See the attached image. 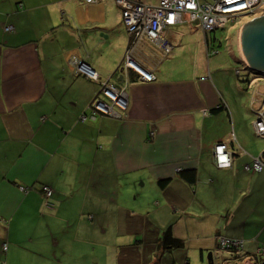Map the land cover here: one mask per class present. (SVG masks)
Returning <instances> with one entry per match:
<instances>
[{"label":"crops","instance_id":"0c3cea01","mask_svg":"<svg viewBox=\"0 0 264 264\" xmlns=\"http://www.w3.org/2000/svg\"><path fill=\"white\" fill-rule=\"evenodd\" d=\"M160 39L135 50L156 76L145 82L125 70L133 39L114 0H0V262L209 264L218 236L257 255L264 169L246 168L264 160L259 85L242 81L251 70L240 45L247 70L238 75L232 59L213 58L198 25ZM73 57L100 80L76 74ZM108 81L126 91L128 108L92 117ZM218 144L232 152L230 168L216 166ZM168 227L184 247L161 253Z\"/></svg>","mask_w":264,"mask_h":264},{"label":"built area","instance_id":"2783aa9c","mask_svg":"<svg viewBox=\"0 0 264 264\" xmlns=\"http://www.w3.org/2000/svg\"><path fill=\"white\" fill-rule=\"evenodd\" d=\"M97 1L99 0H86L88 3H95ZM114 1L121 8L123 24L133 39L132 47L126 54L125 70L137 72L145 82L155 81L156 76L154 73L143 69L134 58L135 50L143 42L159 43L162 40L160 38L167 29L178 25L195 24L205 34H208L215 29L225 28L230 20L237 21L247 15H254L255 17L252 19H256L264 15V0H159L155 5H148L136 0ZM5 31L13 32L14 27L9 25L5 27ZM161 46L164 50V57L168 56L171 52V46L165 41H162ZM71 63L76 74L84 75L93 81L100 80L97 73L84 64L80 58L73 57ZM101 84L99 94L102 98L97 97L93 103L92 117L100 113L113 117L120 116V112L126 111L129 104L126 91L109 81ZM262 87L264 88V85ZM262 97L264 101V92L262 93ZM82 119L85 120L86 118L82 117ZM254 126L257 135L264 137V105L258 111ZM214 156L216 166L219 169L231 167L233 154L226 144L216 145ZM222 157H226V159H222ZM246 169L248 171L260 172L264 169V160L260 156L254 159L253 166H248ZM43 190L47 198L53 195L50 188L44 187ZM47 205L49 204L47 203ZM221 240L228 247H235L234 249L243 252V254L245 253L244 240L232 238H221ZM6 250L7 244L4 245V251ZM257 252L263 256L264 245L260 246ZM245 257L248 259L252 258L256 264H262L251 256L245 255Z\"/></svg>","mask_w":264,"mask_h":264},{"label":"rangeland","instance_id":"374dc122","mask_svg":"<svg viewBox=\"0 0 264 264\" xmlns=\"http://www.w3.org/2000/svg\"><path fill=\"white\" fill-rule=\"evenodd\" d=\"M254 17H255L254 15H248V16L242 17L241 19H239L237 21L230 20L225 28L215 29V30L209 32L208 34H205L204 31L200 28L202 33L204 35L208 36L209 52L213 53L212 56H215L213 58L225 56V58L228 62L227 63L228 67L232 64V61H231V59H232L233 60L232 67L235 69V67L238 65V68H236V72L238 73V75L243 73V71L247 70L245 68V66L240 62L241 54L239 52V41H240L241 30L246 23L253 21L254 19H252V18H254ZM193 36L196 40L198 39V36H196V35H193ZM242 56H243V54H242ZM241 61H244V59ZM234 69H233V72H234ZM247 72H250L251 77L254 80L255 84L259 85L258 90L263 93L264 88L262 86L264 85L263 84L264 75L260 74V73H258L259 75H254V73H256V72L253 70L247 71ZM251 82H253V81H251ZM260 100H261L262 105H264V101L262 100V96H261ZM102 114L107 115L104 113H102ZM132 194L137 195V200L135 202H133V203H135L134 205H136L138 207L142 206L143 201L138 196L137 191L133 192ZM144 205H145V203H144ZM221 238L227 239L228 237H225V236H218L217 237L218 251L215 253L212 252L214 264H238V263H243V264L254 263V264H256V262L253 261L252 258L248 259L245 256L239 257L243 254V252H240V251L234 249L235 247H232V246L228 247L225 243L222 242V240L220 241ZM244 247H245V241H244ZM122 249L124 251L129 250L128 247H124ZM219 252H220V254H218ZM123 255H125V253H123ZM216 255L218 256V258L216 257ZM263 256H261L257 252V255H253V258L260 261L262 264H264V260H263L264 257ZM205 258L208 259L207 254H206ZM156 259H158V260H156L154 262V264H168L169 263L168 259L163 258V257H161V258L156 257ZM0 263L3 264L4 262H0Z\"/></svg>","mask_w":264,"mask_h":264},{"label":"water","instance_id":"95a60500","mask_svg":"<svg viewBox=\"0 0 264 264\" xmlns=\"http://www.w3.org/2000/svg\"><path fill=\"white\" fill-rule=\"evenodd\" d=\"M239 45L244 64L250 70L264 75V15L243 26ZM208 262L214 264L212 252L208 254Z\"/></svg>","mask_w":264,"mask_h":264},{"label":"trees","instance_id":"16d2710c","mask_svg":"<svg viewBox=\"0 0 264 264\" xmlns=\"http://www.w3.org/2000/svg\"><path fill=\"white\" fill-rule=\"evenodd\" d=\"M254 75H259L258 73H254ZM247 76V77H246ZM245 78L242 79V81L248 82L249 78L251 79V74L249 75H244ZM246 79V80H245ZM168 180H162L160 181V184L163 186L167 183ZM194 181V179H193ZM159 249L161 253H164L166 251H172L174 249L182 248L184 247V242L182 240L175 239L171 232H170V227L166 229V232L164 236L159 240ZM262 246V245H261Z\"/></svg>","mask_w":264,"mask_h":264},{"label":"bare ground","instance_id":"6f19581e","mask_svg":"<svg viewBox=\"0 0 264 264\" xmlns=\"http://www.w3.org/2000/svg\"><path fill=\"white\" fill-rule=\"evenodd\" d=\"M245 250V249H244ZM246 254L244 253V254H242L241 256H239V257H243V256H245Z\"/></svg>","mask_w":264,"mask_h":264},{"label":"snow or ice","instance_id":"6c2138e0","mask_svg":"<svg viewBox=\"0 0 264 264\" xmlns=\"http://www.w3.org/2000/svg\"><path fill=\"white\" fill-rule=\"evenodd\" d=\"M222 151V150H221ZM222 159H226V157H222Z\"/></svg>","mask_w":264,"mask_h":264},{"label":"clouds","instance_id":"9594fccd","mask_svg":"<svg viewBox=\"0 0 264 264\" xmlns=\"http://www.w3.org/2000/svg\"><path fill=\"white\" fill-rule=\"evenodd\" d=\"M249 256V255H248Z\"/></svg>","mask_w":264,"mask_h":264}]
</instances>
